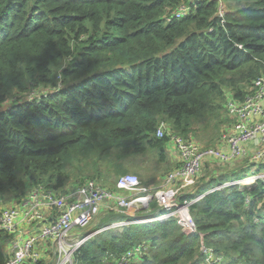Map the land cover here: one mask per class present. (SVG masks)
<instances>
[{
	"label": "trees",
	"instance_id": "trees-1",
	"mask_svg": "<svg viewBox=\"0 0 264 264\" xmlns=\"http://www.w3.org/2000/svg\"><path fill=\"white\" fill-rule=\"evenodd\" d=\"M185 3L189 14L176 17ZM262 74L264 0H0V203L23 198L28 185L65 193L88 179L116 191L124 174L144 182L141 167L123 162L153 154L164 161L170 131L199 139V125L223 117L231 124L227 102L244 99ZM34 88L49 93L33 99ZM238 162L219 174L203 164L181 195L211 191L190 207L198 232L177 216L120 232L109 226L136 217L104 206L84 233L100 231L75 264H122L138 246L143 253L126 264H204L203 245L222 264H264V184L213 190L252 168ZM76 170L82 176L69 185ZM158 210L165 208L154 200L138 217Z\"/></svg>",
	"mask_w": 264,
	"mask_h": 264
},
{
	"label": "built area",
	"instance_id": "built-area-1",
	"mask_svg": "<svg viewBox=\"0 0 264 264\" xmlns=\"http://www.w3.org/2000/svg\"><path fill=\"white\" fill-rule=\"evenodd\" d=\"M190 10V5L185 3L175 16L188 15ZM172 19V16L167 17L168 22ZM48 93L43 96H47ZM30 96L35 98L33 95ZM227 112L233 119V125L223 135L224 138L218 147L209 146L204 149L198 144L197 139H188L169 132L170 143L177 151L180 163L166 175L165 182L159 188H149L134 174L121 175L117 181L119 189L117 191L91 179L65 193L46 190L40 184L34 185L17 206L4 208L0 212V231L14 236L15 246V253L1 264H27L30 260L38 261L40 253L36 250V245L40 238L53 243L55 261L57 259L55 264H75L76 254L92 236L84 235V232L104 206L137 217L142 209L145 212L150 211L151 203L156 200L165 211L158 210L153 217L146 216L148 221H167L177 216L184 228L193 232L198 231L190 209L196 201L182 200L181 195L185 189L196 185L202 173V166L210 157L213 161L222 162L247 159L252 168L245 172L243 177L251 173L255 175L220 184L213 190L232 185L254 190L261 183L264 184V171H257L264 163V74L254 81L252 92L244 99H229ZM167 129L168 125L163 124L159 136H163ZM150 190L153 194H148V197L142 196V193ZM118 191H131L138 196L131 199ZM138 201H141V204L138 205ZM20 221L33 226L43 223L39 237H28L27 233L23 234L19 228ZM135 221L137 220L130 218L113 222L109 227H115L123 232L125 225ZM139 251L141 248H136L135 252L123 255L121 263L131 261V257L136 256ZM201 251L205 254L204 264H222L224 256L215 252L212 247L203 245Z\"/></svg>",
	"mask_w": 264,
	"mask_h": 264
},
{
	"label": "rangeland",
	"instance_id": "rangeland-1",
	"mask_svg": "<svg viewBox=\"0 0 264 264\" xmlns=\"http://www.w3.org/2000/svg\"><path fill=\"white\" fill-rule=\"evenodd\" d=\"M62 86H63V83H59V86L57 88H60ZM31 91H32V93H29V95H33V97H40V98H41V96H43L47 92H49V90L46 89V91H44V94L42 95L38 88L31 89ZM227 115H225L226 118H227ZM228 118L230 120H232V118L229 115H228ZM222 119L221 120H211L208 125L205 124L204 126L203 125H199V127L197 126V132L199 134L198 137H197V138H199V139H197V142L202 148L205 149L206 147H209V146L218 147V144H220L222 142V139L224 138L223 135L229 131L228 130L229 126L233 125V122L231 124L230 123H228V124L227 123H223L224 120H222ZM226 122H228V120ZM166 151L168 153V158L164 159V161H160L158 154H153V155H150V156H138V157L135 158V160L134 159H130V160L125 161L123 163L125 164V166L128 169H131L132 168L131 166L141 167L140 168L141 170L139 172H141V174L144 177L143 178L145 180L143 182L144 185L148 186L151 189L152 188H159V186L163 185V183L165 182V179L167 178L166 175H167L169 169L171 168V166H173V165L176 166V164L178 163L177 161H174L173 159H171L170 156H169L170 154H173V153L176 154V150H175V148L173 147V145L171 143L167 146V150ZM210 159H211V157H210ZM179 163H180V161H179ZM238 166H239V164H237V162L228 163V162H222L221 160H214V163L208 162L207 164H205V168H208V169L210 168V170H214L215 169L216 171H214V172L218 173V174L222 173V171H227V172L236 171ZM219 167H221V168H219ZM100 169L103 172H105V174L107 173L106 172V170H107L106 167L103 166ZM218 169H220V170H218ZM92 170H93V168L91 167L88 170H84L83 173L92 174L93 173ZM206 173H208V170L206 171ZM81 176H82V173H81L80 170L73 171V173L70 176L69 185L71 183L78 182V180L81 178ZM251 176H255V175L251 173V174H249V175H247V176H245L243 178L251 177ZM109 179H110V182L114 181L115 178H114V174L113 173L110 175ZM71 185H73V184H71ZM27 188H28V186H27ZM152 191L154 192L155 189H153ZM152 191L150 190L149 192L142 193V196L146 197L148 194H153ZM118 192H120V191H118ZM184 192L185 191H183L182 194ZM120 193L130 197L131 199L135 198L136 196H138L137 194L136 195L133 194L131 191H122ZM210 193H211V191L208 192V193H205V194H203V193L202 194H198L197 196L193 197L192 199H194L195 201H198L201 198L209 195ZM5 205L3 204V202L0 203V211L3 208H7V206H5ZM141 213H145L144 209L141 210ZM151 217H153V216H151ZM146 218L147 217H138L137 216L136 219H135L137 221H135L134 223L146 222V221H148ZM94 221L95 220H93V222ZM93 222L86 228V230L88 228H90V226L93 224ZM196 227H195V230H196ZM194 232H198V231H194ZM95 233H96V231L91 233V230L89 229L86 233H84V235H93ZM9 237L11 238V236H8L7 234L3 235L4 239H7ZM137 248H141V251H139V253L137 255H139L140 253L142 254L143 250H144L143 247L142 246H138ZM56 261H57V259H56ZM56 261H55V263H56ZM129 262H127V263H129ZM122 264H126V263H122Z\"/></svg>",
	"mask_w": 264,
	"mask_h": 264
},
{
	"label": "crops",
	"instance_id": "crops-1",
	"mask_svg": "<svg viewBox=\"0 0 264 264\" xmlns=\"http://www.w3.org/2000/svg\"><path fill=\"white\" fill-rule=\"evenodd\" d=\"M170 144V143H169ZM171 159H173L174 161H177L178 163L175 165H173L174 167H177L179 165V161L180 158L178 156V153L176 151V154H170L169 155ZM178 158V159H177ZM34 186L32 185H28V188L26 190V195L21 198V199H15V198H11L10 200L8 199L7 202H3V204L7 207H15L17 206L30 192V190L33 188ZM4 209V208H3ZM2 209V210H3ZM1 210V211H2ZM0 211V212H1ZM47 213V212H45ZM20 225L19 228L20 230H22L23 234L27 233L28 237L29 236H34L36 238L39 237V230L43 229L44 224L43 223H39L38 226H33V225H29L24 221H20ZM8 236H11V238H7L4 239L3 237L0 238V249L3 251V255L5 256V261L12 256L15 253V246H14V236L5 233ZM36 250L40 253V259L45 258L50 260L52 258V253L54 254V258H55V253H54V245L51 241L47 240V239H39L37 245H36ZM53 258V260H54ZM4 261V262H5ZM27 264H32L31 261H28Z\"/></svg>",
	"mask_w": 264,
	"mask_h": 264
},
{
	"label": "water",
	"instance_id": "water-1",
	"mask_svg": "<svg viewBox=\"0 0 264 264\" xmlns=\"http://www.w3.org/2000/svg\"><path fill=\"white\" fill-rule=\"evenodd\" d=\"M137 204H138V205L141 204V201H138Z\"/></svg>",
	"mask_w": 264,
	"mask_h": 264
}]
</instances>
